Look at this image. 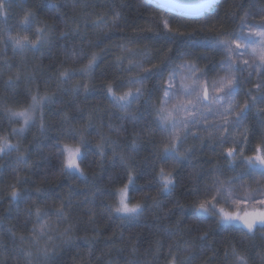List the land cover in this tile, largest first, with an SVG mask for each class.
Here are the masks:
<instances>
[{"label": "snow or ice", "instance_id": "snow-or-ice-1", "mask_svg": "<svg viewBox=\"0 0 264 264\" xmlns=\"http://www.w3.org/2000/svg\"><path fill=\"white\" fill-rule=\"evenodd\" d=\"M77 3H82L85 8L88 7L87 0H73L72 6L76 7ZM144 3L162 10L166 8L170 13L177 12L179 9L181 15H184L187 10V15L200 19L212 15L220 0H194V2L182 0L178 5L166 0H144ZM233 7L243 9L244 0L233 4ZM8 14L6 0H0V17L7 19ZM122 19L118 12H114L110 18L103 13L96 14V18L89 23V16L85 14L84 26L96 29L99 35L97 40H90L87 45H82L78 53L74 47L65 49L66 57L80 64V67L60 70L56 77L58 88L61 84H67L75 94H79L81 90L85 94L92 91L87 81L94 76L96 68L112 51V47L105 46L99 48V51L93 49L98 48L103 40L108 39L116 30L122 29ZM228 19L236 24L235 28L226 30L223 25H220L217 29L215 26L208 27L206 24L200 28V31L210 33L205 36L200 46L223 54L219 65L220 70L226 73L223 76L209 77L207 70L200 68L192 59L191 51L178 52L173 59L171 46L167 49H157L155 55L151 53L147 45L140 47L134 40L129 41L128 45L114 46L119 54L115 55L112 63L119 75L116 80L106 81L102 87L112 106L119 111L120 119H131L134 139L130 145V151L135 154L139 150L137 140L143 137L152 144L154 157L164 162L171 161L169 168L166 169L161 165L155 174L156 195L145 193L143 199L132 202L129 193L137 178L135 161L131 155L123 151L118 152L119 139L112 138L113 134L119 137L127 130L124 125L113 127L109 123L105 131L101 121L98 129H94L91 113H88V119L84 125L71 123L67 114L61 113L62 119L68 124V127L63 130V135L75 141V143L60 141L55 145L62 157L61 173L87 179L81 164L85 155L84 148L92 143L86 134L89 129L95 130L99 137L95 141V149L100 157L103 159L106 156L105 150L111 149L113 158L118 157L125 165L126 182L110 193L118 198L117 202L115 205H104L109 216L114 215L121 221L136 220L144 214L146 208H160L161 196L172 200L179 183L175 166L191 158L197 150L196 144H188V140L192 139L199 141L201 148L206 143L219 147L222 150L221 156L227 162V169L232 174L226 175L224 166L218 160L215 163L209 160L212 166L208 169V173L197 169L190 174L187 181L192 184L189 194L195 198L189 204H181L178 199L172 200V207L164 209L162 215L156 218L157 221L167 222L174 214L173 208L182 214L187 209L190 210L193 218L211 219L223 231L242 232V243L245 238L254 239L257 230H262L261 241L264 242V128L261 129L260 141L252 150V154H245L247 143L253 135L252 129L245 127V122L253 107L264 104V4L250 5L243 14L236 11L230 12ZM160 25L166 39L172 43L178 36H191V33L181 32L179 27H172L170 19H161ZM160 25L156 29L149 27L146 30L158 31ZM18 27L20 31L17 32L11 29L5 32L0 29V45H2L0 56L8 47H11L14 55L41 52L44 49L51 51L54 47L53 37L57 31L56 28L46 22L42 23L35 11L25 10L18 21ZM71 32L84 39L78 24L71 29ZM68 38L69 32L59 31V39L67 40ZM195 46L190 42L185 45L189 49ZM245 56L248 59H242ZM157 57H159L158 62L152 63ZM0 63L9 70L13 67L17 69L14 77L9 75L3 81L6 94L0 97V115H3L9 124L18 125V127H12L7 134H0V155L15 151L16 161L27 164L25 152L21 151L19 143H12L10 137L22 136L27 129L35 126L37 121L43 132L46 129L44 109L54 102V94L47 91L41 94L38 88L33 91L29 87L26 89L28 103L23 104L16 99L15 86L21 80L31 82L35 71L43 66L36 64L32 70L25 73L20 70V64H14L7 58ZM146 64L149 66L146 67ZM241 69L248 71L249 78L252 77L253 72L257 78L254 88L248 89L245 93L249 98L243 103L238 102L237 96L241 91V85L248 83L249 79L242 81L238 78L236 73ZM2 74L3 67L0 66V75ZM76 76L83 79L73 82V77ZM150 79L158 80L156 89L147 87ZM123 85H127V89L122 92L117 91ZM253 91L258 95H252ZM7 92H11L12 96H8ZM154 92H159L155 99H153ZM141 102H143L145 113L150 117L146 120L144 127H141V121L145 120V117L136 115L134 111V109L138 110ZM258 112L264 113V109H258ZM228 143L232 146L225 148L224 145ZM28 167L30 168L31 165L28 164ZM205 176L208 178L205 179ZM73 191L70 188L68 194L62 197L59 207L53 205L41 207L39 202L31 199L32 193L22 192L13 186L9 194L10 207L6 211L10 214L12 207L17 206L21 201H31L24 209L26 214L24 225L26 227L31 223L32 227L27 234H17L11 228L7 229L12 246L9 247L0 239V264H8L10 253L15 257H22L23 264H52L58 249L78 239L72 235L75 225L70 217ZM96 191L100 192L99 189ZM35 194L41 198V201L49 198L47 190L37 188ZM149 199L150 205L145 203ZM183 219L181 215L174 224L165 223L162 227L158 224L156 227L157 237H168L171 241L167 245L166 264H191L196 255H204L205 252L211 253L205 264L215 260L218 250L210 244L202 243L199 252L192 245L181 246L179 238L185 231L182 227ZM88 222L96 224L95 213L89 216ZM60 225L67 226L61 230ZM191 230L188 229V231ZM4 231V218L0 217V234ZM209 235L210 231H204L194 239L204 242L208 240ZM119 239H124L123 233L120 234ZM57 240L60 243H56ZM83 240L86 245L90 246L92 243L88 237H84ZM106 243H113V238L109 237ZM163 247L162 239L158 238L148 252L158 258ZM131 255L132 258L125 257L126 264H151L136 258L135 244L131 247ZM88 256L91 259L93 253L89 251ZM223 257L226 264H250L248 252L238 248L235 243H232L230 248L227 246L224 248ZM107 264H112L111 260ZM258 264H264V252L258 254Z\"/></svg>", "mask_w": 264, "mask_h": 264}, {"label": "trees", "instance_id": "trees-1", "mask_svg": "<svg viewBox=\"0 0 264 264\" xmlns=\"http://www.w3.org/2000/svg\"><path fill=\"white\" fill-rule=\"evenodd\" d=\"M87 3L88 7L85 8L82 3H77L76 7H73V0H20V6H23V9L35 11L42 23L46 22L56 28L57 31L53 37L54 47L51 51L44 49L41 52H26L23 55H14L11 47H8L4 54L0 56V62L7 58L14 64H20V70L25 73L32 70L36 64L42 65L41 69L35 71L34 79L31 82L21 80L15 86L16 99L23 104H27L26 89L31 87L33 91L38 88L41 94L45 91L53 93L54 102L48 104L44 109L46 129L43 132L39 128V121H37V124L27 129L22 136L10 137L12 143H19L21 151L25 152L27 164L16 161L17 153L15 151L0 155V217L4 218L5 229L0 234V239L11 247V241L7 234L8 228H11L17 234H27L32 227L31 223L26 227L24 225L26 219L24 209L29 206L31 201H21L17 206L12 207L10 214L6 211L10 207L9 194L13 186L22 192L32 193L31 199L39 202L41 207L48 205L59 207L62 197L67 195L71 188L74 191L71 197L70 217L71 222L75 225L72 235L78 239L58 249L57 256L52 264H107L109 260L112 264H126L125 257L132 258L131 247L133 244L137 248L136 258L151 262V264H166L168 259L167 245L171 241L168 237H157L156 227L158 224L161 227L165 223L174 224L181 215L184 218L182 227L185 229L184 235L179 238L182 247L192 245L199 252L202 243L210 244L218 252L216 259L210 260L209 264H226L223 257L224 248L226 246L230 248L231 244L235 243L238 248L245 249L248 252L250 264H258V254L264 252V242L261 241L262 230H257L254 239L245 238L242 243V232L223 231L211 219L193 218L190 210L187 209L182 214L173 208L174 214L167 222H158L156 219L162 215L164 209L172 207V200L178 199L181 204H189L195 198L189 194L192 184L187 181L190 174L197 169L208 173V169L212 166L208 162L209 160L213 163L218 160L224 166L226 175L232 174L228 171L227 162L223 156L220 153L214 154L211 151L212 149L207 148L205 145L202 148L198 147L191 158L175 166L179 183L172 200L161 196L162 206L160 208H146L140 218L132 221H121L114 215L109 216L104 207L106 204L115 205L117 202L118 198L110 195V193L122 187L126 182V168L118 157L113 158L111 149L105 150L106 156L103 159L100 157L95 149V141L99 139L95 130L89 129L86 133L89 139L92 140V143L84 148L85 155L81 164L87 179L61 173L62 157L55 145L60 141L75 143L70 137L63 135V130L68 127V124L62 119L61 113H66L71 123L77 125H84L88 119V113H91L94 129H98L101 121L104 124L105 131H107L109 123L113 127H120L121 125L126 127L127 130L122 132L119 137L113 134L112 138L119 139L120 147L117 148V151H123L125 154L131 155L135 161L137 178L129 193L133 203L143 199L145 193L156 195L155 174L159 171L161 165L166 169L169 168L171 161L164 162L154 157L152 144L143 137L137 140L139 150L135 154L131 153L130 145L134 139L131 119H120L119 111L112 106L102 87L106 81L116 80L119 75L112 63L114 57H104L96 68L94 76L87 81L92 88L89 94H85L82 90L79 94H75L67 84H61L58 88L56 77L59 71L64 68L80 67V64L74 63L66 57V48L74 47L78 53L82 45H87L90 40H97L99 35L97 30L84 26L85 14L89 16L90 23L92 19L96 18V14L106 13L107 17L110 18L114 12L120 13L123 18L122 29L116 30L108 39H104L98 48L93 50L99 51V48L105 46L112 47V44L118 40H140L143 46L147 45L153 51L167 49L171 46L173 59L178 52L191 51L193 53L192 59L196 61L200 68L207 70L208 76L216 73V70L220 73L222 70L219 69V65L223 59V54L217 50L200 46L205 36L210 35L207 31H200L201 26L206 24L208 27L215 26L218 29L220 25H223L226 30H231L236 27V24L228 19L230 12L236 11L243 14V11L248 10L250 5L264 4V0H244L243 9L233 7V4L240 3V0H220V3L216 5L215 12L206 18L196 19L179 13L178 17L170 16L171 22L176 23L182 30L181 32L191 33L190 37L178 36L174 43L166 39L162 25H160L161 20L156 18L157 15L162 14L160 9L145 5L144 0H87ZM56 5H60V7H56ZM16 10L22 12V8ZM164 15L167 16L168 14L165 12ZM9 17L10 14H8L7 19L0 17V26L2 22L6 25L10 23ZM148 22L153 23L154 29L160 25L158 31L155 33L147 30L140 31L142 29L140 25ZM77 24L84 36L83 40L71 32V29L75 28ZM0 29L2 28L0 27ZM60 30L69 32L67 40L59 39ZM189 42L196 46L190 49L186 48L185 45ZM0 48H2V45H0ZM0 66L3 67V74L0 75V97H3L6 94L3 81L9 75L14 77L17 69L13 67L9 70L2 63H0ZM81 79L83 78L79 76L73 77V82ZM241 86L244 93L250 89L243 84ZM147 87L156 89L157 79H150L147 82ZM7 95L12 96V93L7 92ZM157 96L158 92H154L153 99ZM248 98L245 94V100ZM134 111L136 115L145 117V120L141 121V127L146 126V120L150 117L144 111L143 102L138 106V110L134 109ZM257 112L256 107H253L249 112L248 124L253 135L247 143L246 155H251L252 150L260 141L261 133L257 122ZM12 127H18V125L9 124L8 120L0 115V134L9 133ZM28 164L31 165L30 168ZM207 178L205 176V179ZM18 180L19 182H17ZM37 188L48 191L49 198L46 201H41V198L36 196L35 190ZM97 189L100 192H97ZM101 193L103 194L101 195ZM89 201L94 202L90 203ZM145 203L150 205L151 200L149 199ZM92 213H95L96 216L95 225L88 222ZM52 219L55 221V217ZM66 226L60 225L61 230ZM188 229L192 230L188 231ZM204 231H210L207 241L202 242L194 239ZM113 233H115V236H113ZM121 233L124 236L123 240L119 239ZM84 237H88L92 241L90 246L84 243ZM109 237L113 238L111 244L106 243ZM158 238L162 239L164 247L157 258L148 250ZM55 242L60 243L58 240ZM89 251L93 253L91 259L88 256ZM210 256V252H205L204 255H196L191 264H205ZM95 257L101 258L96 259ZM18 262L23 264V258L15 257L14 254L10 253L8 264H18Z\"/></svg>", "mask_w": 264, "mask_h": 264}, {"label": "rangeland", "instance_id": "rangeland-1", "mask_svg": "<svg viewBox=\"0 0 264 264\" xmlns=\"http://www.w3.org/2000/svg\"><path fill=\"white\" fill-rule=\"evenodd\" d=\"M6 7L8 8V12L10 14L9 20H11V21L7 25L2 22L0 27L2 29H4V31L5 30L8 31L9 29H11L13 32L20 31V29L18 27V21L22 17L23 12L25 11V9H23V6H20V0H9V1H6ZM17 8H22V12L17 11L16 10ZM157 8H159V7H157ZM159 9L162 12V14L161 15H157V17H156L157 19H160V20L161 19H170L171 20V17L170 16H175V17H178L179 16V14H178L179 12H172V13H170L168 9H163V10L161 8H159ZM165 12L168 14L167 16L164 15ZM171 26L172 27H178V25L176 23L173 24L172 22H171ZM140 27L142 29H145V30L147 28H149V27H151V28L154 29V26H153V23L152 22L143 23V24L140 25ZM180 31H182V30L180 29ZM155 32L156 31H153L152 33H155ZM29 34L31 35V33H29ZM33 38H34V36H33ZM131 40H134V39H128V40H124L123 39V40H118L115 43H113L112 44V51L109 52V54L107 55V57L108 58H110V56L111 57H115V55H118L119 54L118 49L116 47H114V46L120 45V44L128 45L129 44V41H131ZM134 41H135V43L138 46L143 47V43L140 40H134ZM149 49L151 50V53L152 54H154V55L156 54V51H153L151 48H149ZM158 59L159 58L153 60L152 63L158 62ZM242 59H248V57L245 56V57H242ZM145 66L147 67L149 65L146 64ZM225 74L226 73L224 71H221L220 73H218V71L216 70V73H214L213 75H211L209 77H214V76H217L218 77V76H223ZM236 75L242 81L245 80V79H249V82L248 83H245L243 85L246 86V87H248V88H250V89L254 88V85L257 83V78H256V75H255L254 72H253V75H252L251 78L248 77V71L247 70H244V69H241L239 72L236 73ZM127 87H128L127 85H123L122 87L118 88L117 91L122 92V91L126 90ZM157 87H158V80H157ZM158 95H159V92H158ZM252 95H258V93H256V92L253 91L252 92ZM237 100H238L239 103H243L245 101V93H244V91H242V86H241V91H240V93L237 96ZM256 108H257V110L258 109H264V104H259V105L256 106ZM257 116H258V121L257 122H258V126L260 128L259 131L261 133V129L264 128V125H262V121H264V113L257 112ZM245 127H248L249 128L248 120L245 122ZM188 144H196L197 148L200 147L199 141H194L192 139H189L188 140ZM205 146L207 148H211L212 149L211 151H213L214 154L221 153V151H222L219 147H217L215 145H210V144H207L206 143ZM231 146H232L231 143H228V144H225L224 145L225 148L231 147Z\"/></svg>", "mask_w": 264, "mask_h": 264}, {"label": "water", "instance_id": "water-1", "mask_svg": "<svg viewBox=\"0 0 264 264\" xmlns=\"http://www.w3.org/2000/svg\"><path fill=\"white\" fill-rule=\"evenodd\" d=\"M166 2H169V3H175V4H179V3H181L182 1H180V0H166ZM192 2H194V1H192ZM166 9V8H165ZM185 12H187V10L185 11Z\"/></svg>", "mask_w": 264, "mask_h": 264}, {"label": "bare ground", "instance_id": "bare-ground-1", "mask_svg": "<svg viewBox=\"0 0 264 264\" xmlns=\"http://www.w3.org/2000/svg\"><path fill=\"white\" fill-rule=\"evenodd\" d=\"M180 1H182V0H180ZM192 1H194V0H189V2H192ZM185 11H186V10H185ZM177 12H179V9H177ZM186 13H187V12H185L184 15H185V16H189V15H187ZM189 17H192V16H189ZM221 58H222V57H221Z\"/></svg>", "mask_w": 264, "mask_h": 264}]
</instances>
